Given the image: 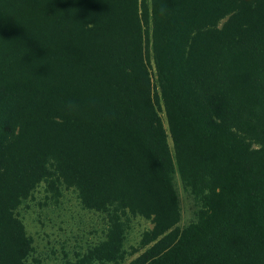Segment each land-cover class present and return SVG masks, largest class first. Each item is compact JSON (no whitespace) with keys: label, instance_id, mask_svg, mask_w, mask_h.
<instances>
[{"label":"trees","instance_id":"trees-1","mask_svg":"<svg viewBox=\"0 0 264 264\" xmlns=\"http://www.w3.org/2000/svg\"><path fill=\"white\" fill-rule=\"evenodd\" d=\"M175 170L207 206L183 230ZM52 176L109 218L67 264L115 260L127 213L153 218L141 264H264V0H0V264Z\"/></svg>","mask_w":264,"mask_h":264},{"label":"rangeland","instance_id":"rangeland-1","mask_svg":"<svg viewBox=\"0 0 264 264\" xmlns=\"http://www.w3.org/2000/svg\"><path fill=\"white\" fill-rule=\"evenodd\" d=\"M150 5V0H145ZM228 16L219 21L221 27ZM147 39L149 72L155 92L159 94L151 49V23L144 28ZM161 107L163 105L161 103ZM160 115L167 127L163 110ZM169 145L172 141L168 136ZM252 146L257 143L251 140ZM173 184L178 198L180 216L177 222L183 230L207 211L203 194L194 193L186 186L178 171L173 173ZM31 240V251L26 264H67L81 259L90 248L106 238L109 218L106 212L86 207L78 191L55 176L39 181L27 197L14 209ZM124 227L121 254L111 261H93L89 264H141L140 255L153 243L151 241L153 218L127 213L121 217Z\"/></svg>","mask_w":264,"mask_h":264}]
</instances>
